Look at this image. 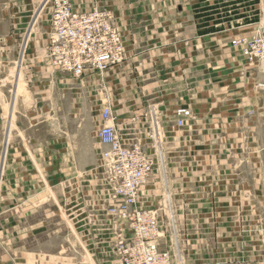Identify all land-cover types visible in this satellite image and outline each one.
<instances>
[{"label": "crops", "instance_id": "crops-1", "mask_svg": "<svg viewBox=\"0 0 264 264\" xmlns=\"http://www.w3.org/2000/svg\"><path fill=\"white\" fill-rule=\"evenodd\" d=\"M41 2L0 0V52L16 42L23 52L7 66L19 74L28 51L43 62L20 108L18 93L0 98L6 195L30 200L53 179L94 185L109 102L127 141L161 153L139 202L157 211L162 229H181L183 264H264V71L231 44L264 34V0H71L78 12H109L123 38L121 64L82 77L46 59L51 9L37 16ZM151 106L158 139L142 119ZM181 106L193 116L180 128Z\"/></svg>", "mask_w": 264, "mask_h": 264}, {"label": "built area", "instance_id": "built-area-1", "mask_svg": "<svg viewBox=\"0 0 264 264\" xmlns=\"http://www.w3.org/2000/svg\"><path fill=\"white\" fill-rule=\"evenodd\" d=\"M46 7L51 9L52 28L47 58L54 67L75 77H82L87 71H95L102 76L108 68L124 61L123 38L113 25L109 12L98 6L87 12H78L71 0H42L37 16ZM26 43L27 40L24 48ZM231 44L239 49L247 62L264 71L263 33L241 36ZM175 116L176 124L181 128L193 114L189 108L181 106L175 110ZM142 119L148 126L147 136L158 139L159 112L151 106ZM100 120L98 136L103 148L98 168L103 172L107 188L108 212L131 231L129 238L118 242L117 251L122 262L171 264L170 253L160 248L161 222L157 211L144 208L139 202V191L161 162V153H150L139 141H127L117 126V118L109 102L102 106Z\"/></svg>", "mask_w": 264, "mask_h": 264}, {"label": "rangeland", "instance_id": "rangeland-1", "mask_svg": "<svg viewBox=\"0 0 264 264\" xmlns=\"http://www.w3.org/2000/svg\"><path fill=\"white\" fill-rule=\"evenodd\" d=\"M10 50L0 52V98L8 102L18 93L16 104L20 108L28 96L30 80L43 62L34 60L33 52L28 51L16 81L17 69L12 72L13 65L8 67L7 62L14 59L17 66L23 52L19 53V42ZM1 99L0 107L7 116ZM4 169L1 160L0 264H123L117 251L120 240L115 237L127 236L130 229L127 225L117 228L125 224L109 215L110 202L102 196V189H107L103 175L92 182L94 185L89 181L47 180L45 188L41 185V193L29 200L12 192L10 197L6 195ZM35 190L37 193V186ZM160 238V248L170 253L171 264H183L181 229L163 227Z\"/></svg>", "mask_w": 264, "mask_h": 264}, {"label": "bare ground", "instance_id": "bare-ground-1", "mask_svg": "<svg viewBox=\"0 0 264 264\" xmlns=\"http://www.w3.org/2000/svg\"><path fill=\"white\" fill-rule=\"evenodd\" d=\"M17 75H19V74H17ZM18 80V79H17ZM17 84H18V82H17Z\"/></svg>", "mask_w": 264, "mask_h": 264}]
</instances>
